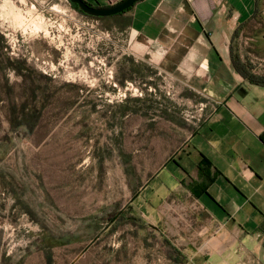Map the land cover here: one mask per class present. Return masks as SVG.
<instances>
[{
	"label": "rangeland",
	"instance_id": "374dc122",
	"mask_svg": "<svg viewBox=\"0 0 264 264\" xmlns=\"http://www.w3.org/2000/svg\"><path fill=\"white\" fill-rule=\"evenodd\" d=\"M3 4L0 264H202L187 196L168 188L158 215L140 209L210 109L186 82L185 37L148 44L68 0ZM40 20L47 37L23 32ZM244 38L243 61L263 70L264 36Z\"/></svg>",
	"mask_w": 264,
	"mask_h": 264
},
{
	"label": "crops",
	"instance_id": "0c3cea01",
	"mask_svg": "<svg viewBox=\"0 0 264 264\" xmlns=\"http://www.w3.org/2000/svg\"><path fill=\"white\" fill-rule=\"evenodd\" d=\"M83 1L108 7L121 0ZM123 17L129 31L148 44L165 42L170 28L181 32V51L193 69L186 82L210 105L177 157L144 188L141 213L149 206L158 215L153 197L177 191L194 211L188 238L201 245L193 259L264 264V88L238 74L231 59L233 52L244 63V37L264 36V0H141ZM248 73L264 76V69ZM199 213L208 222L202 228Z\"/></svg>",
	"mask_w": 264,
	"mask_h": 264
},
{
	"label": "trees",
	"instance_id": "16d2710c",
	"mask_svg": "<svg viewBox=\"0 0 264 264\" xmlns=\"http://www.w3.org/2000/svg\"><path fill=\"white\" fill-rule=\"evenodd\" d=\"M89 5V4H88ZM72 8L77 11L79 14L83 15L77 8L76 5H72ZM91 6V5H89ZM130 10V9H129ZM129 10H127L126 12H128ZM122 13L120 15H116V16H113V17H110V18H91V17H88V16H85V17H88V18H91V19H94V20H99L101 22H106V21H109V20H112L115 24V26L117 27H125V26H129V22L127 19H125L123 16L124 14L126 13ZM231 59H232V65L234 67V70L240 74L244 79H246L250 84L252 85H255V86H258V87H262L264 88V76H255V75H252V74H249L248 72L250 71L251 67L248 65V63L244 62L242 63L239 59V57L233 55V52H231ZM136 102H139V101H136ZM125 114V113H123ZM203 164L209 166V163L208 161H206L205 159L203 160ZM137 197H134L133 201L136 200ZM132 201V202H133Z\"/></svg>",
	"mask_w": 264,
	"mask_h": 264
},
{
	"label": "water",
	"instance_id": "95a60500",
	"mask_svg": "<svg viewBox=\"0 0 264 264\" xmlns=\"http://www.w3.org/2000/svg\"><path fill=\"white\" fill-rule=\"evenodd\" d=\"M68 1L70 2V4L76 5L78 10L85 16L91 18H110L126 12L141 0H121L120 2L108 7H92L85 3L83 0Z\"/></svg>",
	"mask_w": 264,
	"mask_h": 264
},
{
	"label": "bare ground",
	"instance_id": "6f19581e",
	"mask_svg": "<svg viewBox=\"0 0 264 264\" xmlns=\"http://www.w3.org/2000/svg\"><path fill=\"white\" fill-rule=\"evenodd\" d=\"M5 11V5L3 4L1 7H0V18L2 16V13ZM23 32L24 33H27L29 32V34L31 36H34L38 33H42L44 32V37H47L48 36V31L43 29L42 27V22L40 20V22L38 21H33L32 23H29L27 24L24 29H23Z\"/></svg>",
	"mask_w": 264,
	"mask_h": 264
},
{
	"label": "flooded vegetation",
	"instance_id": "af4514ba",
	"mask_svg": "<svg viewBox=\"0 0 264 264\" xmlns=\"http://www.w3.org/2000/svg\"><path fill=\"white\" fill-rule=\"evenodd\" d=\"M3 36H4V34L3 33H1Z\"/></svg>",
	"mask_w": 264,
	"mask_h": 264
}]
</instances>
